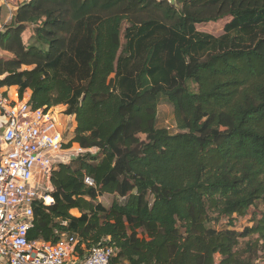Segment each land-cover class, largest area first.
<instances>
[{
    "label": "trees",
    "instance_id": "16d2710c",
    "mask_svg": "<svg viewBox=\"0 0 264 264\" xmlns=\"http://www.w3.org/2000/svg\"><path fill=\"white\" fill-rule=\"evenodd\" d=\"M177 2L31 0L0 33V87L65 107L72 143L99 150L54 171L29 240L110 246V264H264V213L233 224L264 204V0ZM223 20L220 35L198 29ZM161 98L176 134L156 126Z\"/></svg>",
    "mask_w": 264,
    "mask_h": 264
},
{
    "label": "built area",
    "instance_id": "2783aa9c",
    "mask_svg": "<svg viewBox=\"0 0 264 264\" xmlns=\"http://www.w3.org/2000/svg\"><path fill=\"white\" fill-rule=\"evenodd\" d=\"M60 108L35 109L30 101H12L0 93V114L6 119L2 136L6 149L0 151V264H110L116 254L110 246L80 254L79 238L69 234H63L55 244L29 240L35 206L54 203V171L99 152L72 143L75 126L65 128ZM84 182L96 187L90 177Z\"/></svg>",
    "mask_w": 264,
    "mask_h": 264
},
{
    "label": "rangeland",
    "instance_id": "374dc122",
    "mask_svg": "<svg viewBox=\"0 0 264 264\" xmlns=\"http://www.w3.org/2000/svg\"><path fill=\"white\" fill-rule=\"evenodd\" d=\"M170 2V0H169ZM177 8H181V5L178 4V2H176ZM132 19L137 22L140 23L142 21L148 20L149 19V15L148 13H138L136 15H134L132 17ZM227 21L223 20L219 23H211V24H206V25H200L198 26V29L201 32H206V33H210L213 35H220L222 34V30L224 27V24ZM128 27L127 23L123 24V31ZM33 34L32 33H27V35L25 37H31ZM28 39V38H27ZM122 43L125 44L124 39H122ZM34 45V42H32L31 40H28L27 42V46H32ZM64 109H62V112H64L65 107H63ZM62 121L65 124V128L67 130H71L73 123L71 121V119L69 120L68 118H66L64 115L62 116ZM156 126L158 128H165L167 129L170 133L172 134H176L178 132H180L181 130L178 129L177 127V123H176V117L174 115V110L173 108L166 102V100L164 98H161L159 106H158V116H157V122H156ZM142 139H144V136H141ZM116 199V197L112 196V197H108L105 196L104 198L100 199L97 202H101V204H103V206H105V208H109L113 201ZM264 213V204L258 202L256 204V206L252 209H250L249 214L247 217L245 218H235L234 219V225L237 231L242 232L246 227H250L253 225V220L259 219L260 218V214ZM72 214L74 216H79V213H75L72 212ZM216 218V217H215ZM227 221H218L216 223H212L211 226L215 227L216 229H221L222 224H226ZM248 239H246L247 241ZM246 241H242V242H246Z\"/></svg>",
    "mask_w": 264,
    "mask_h": 264
},
{
    "label": "crops",
    "instance_id": "0c3cea01",
    "mask_svg": "<svg viewBox=\"0 0 264 264\" xmlns=\"http://www.w3.org/2000/svg\"><path fill=\"white\" fill-rule=\"evenodd\" d=\"M31 0H8L6 2H2L0 1V33H4L7 31V29L13 25L14 23V17L17 15L18 13V9L21 5L26 4L28 2H30ZM32 27L29 26L27 32L25 33V35H27V33H32ZM32 37V36H31ZM31 37H26L28 38V40H31ZM12 58V54H10L9 52L0 50V60H9ZM25 70H29L31 68L28 67H24ZM2 77H0L1 79ZM0 93L4 96H7L9 98H11L12 101H16V100H25V101H30L31 96H32V91L31 90H27L23 97L20 99L19 97V88L17 86H3L0 87ZM61 110L64 109L63 107L60 108ZM6 125V119L5 117L0 114V151H5L6 147L5 144L3 142L2 136L4 133V128ZM75 213H78L76 210L73 211Z\"/></svg>",
    "mask_w": 264,
    "mask_h": 264
},
{
    "label": "water",
    "instance_id": "95a60500",
    "mask_svg": "<svg viewBox=\"0 0 264 264\" xmlns=\"http://www.w3.org/2000/svg\"><path fill=\"white\" fill-rule=\"evenodd\" d=\"M176 2H177V0H170L171 5H173L175 7H177Z\"/></svg>",
    "mask_w": 264,
    "mask_h": 264
}]
</instances>
